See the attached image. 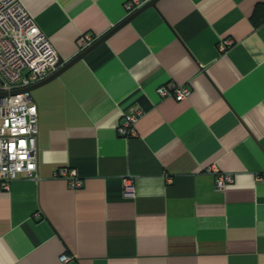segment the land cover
Returning <instances> with one entry per match:
<instances>
[{
  "label": "crops",
  "instance_id": "obj_1",
  "mask_svg": "<svg viewBox=\"0 0 264 264\" xmlns=\"http://www.w3.org/2000/svg\"><path fill=\"white\" fill-rule=\"evenodd\" d=\"M20 1L65 60L126 13ZM167 82L189 96H160ZM31 94L39 178L0 183V264H264V0H157Z\"/></svg>",
  "mask_w": 264,
  "mask_h": 264
},
{
  "label": "built area",
  "instance_id": "obj_2",
  "mask_svg": "<svg viewBox=\"0 0 264 264\" xmlns=\"http://www.w3.org/2000/svg\"><path fill=\"white\" fill-rule=\"evenodd\" d=\"M147 0H126L125 16L140 7ZM99 35L83 32L79 36L78 52L89 45ZM232 43V38L223 36L218 41V49L224 50ZM58 54L49 37L41 30L33 16L20 0H0V183L8 187L17 173L37 180V105L33 97L23 88L53 73L58 65ZM65 60V59H64ZM19 91L10 94L11 90ZM156 92L164 97L181 100L189 96L191 88L187 84L167 82L156 87ZM138 112H128L117 126L123 136L136 134L134 120ZM216 172V186L222 187L233 181V173ZM62 176L72 188L83 184V179L72 167L62 166L55 172ZM124 194H133L129 178L124 179ZM70 258L62 253L60 261Z\"/></svg>",
  "mask_w": 264,
  "mask_h": 264
},
{
  "label": "water",
  "instance_id": "obj_3",
  "mask_svg": "<svg viewBox=\"0 0 264 264\" xmlns=\"http://www.w3.org/2000/svg\"><path fill=\"white\" fill-rule=\"evenodd\" d=\"M156 2H157V0H147L140 7H138L136 10L131 12L129 15L125 16L122 20H120L118 23H116L114 26H112L106 32H104L103 34L99 35L89 45H87L85 48H83L82 50L77 52L71 58H69L67 60H64L62 57L58 56V60H57L58 67L53 73L49 74L48 76L44 77L43 79H41V80H39L37 82H34V83L24 87L23 89L27 90L30 93V95L32 96L31 91L34 88H36V87H38V86L50 81L54 77L58 76L60 73H62L65 69H67L73 63H75L79 59L83 58L88 52H90L92 49H94L100 43L104 42L109 36H111L119 28H121L126 23H128L135 15H137L139 12H141L142 10H144L145 8H147L149 6H154L156 4ZM17 91H19V89L11 90L8 93L13 94V93H15ZM6 93L7 92L2 91V92H0V95L6 94Z\"/></svg>",
  "mask_w": 264,
  "mask_h": 264
}]
</instances>
